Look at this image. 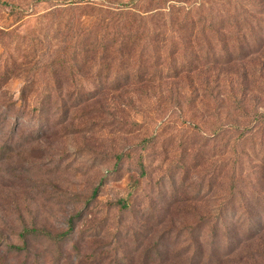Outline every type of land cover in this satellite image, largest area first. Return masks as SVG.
<instances>
[{
    "label": "rangeland",
    "instance_id": "374dc122",
    "mask_svg": "<svg viewBox=\"0 0 264 264\" xmlns=\"http://www.w3.org/2000/svg\"><path fill=\"white\" fill-rule=\"evenodd\" d=\"M0 1L10 4L0 5L1 242L17 243L23 228L62 230L84 212L75 242L89 237L83 256L106 255L95 264H130L127 254L133 264H192L197 254L185 252L202 217L229 214L232 182L246 194L237 207L261 203L263 214L264 130L243 139L215 104L158 86L115 90L124 77L105 84L97 68L83 76L81 37L46 20L60 0ZM122 199L127 212L112 207Z\"/></svg>",
    "mask_w": 264,
    "mask_h": 264
},
{
    "label": "trees",
    "instance_id": "16d2710c",
    "mask_svg": "<svg viewBox=\"0 0 264 264\" xmlns=\"http://www.w3.org/2000/svg\"><path fill=\"white\" fill-rule=\"evenodd\" d=\"M60 1L61 13L53 12L46 20L65 22L68 38L81 37L76 47L83 53V76L97 68L98 81L105 84L115 74L124 77L125 81L112 84L115 90L158 86L173 97L183 92L180 97L188 102L215 104L228 119H235L231 126L235 129L229 130L242 129L243 139L258 128L264 130V0ZM0 5L10 6L3 1ZM106 89L99 94H106ZM243 122L247 123L240 128ZM259 168L264 175V151ZM142 175L146 176L145 168ZM98 192L99 188L88 205ZM230 193L228 215L220 206L213 218L202 217L196 247L185 252L197 254L192 264H264L261 203L249 201L237 207L240 195L246 194L234 182ZM112 207L127 212L131 205L122 199ZM82 213L84 221L86 213L80 212L62 230L34 226L23 228L17 243L0 241V264L105 261L106 255L98 251L83 256L80 246L89 237L75 242L76 220ZM122 259L133 264L132 254Z\"/></svg>",
    "mask_w": 264,
    "mask_h": 264
}]
</instances>
